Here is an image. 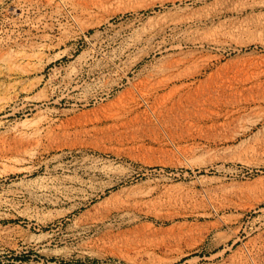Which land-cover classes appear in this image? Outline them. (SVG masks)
Instances as JSON below:
<instances>
[{
  "label": "rangeland",
  "instance_id": "374dc122",
  "mask_svg": "<svg viewBox=\"0 0 264 264\" xmlns=\"http://www.w3.org/2000/svg\"><path fill=\"white\" fill-rule=\"evenodd\" d=\"M4 169L0 264H264V0H0Z\"/></svg>",
  "mask_w": 264,
  "mask_h": 264
},
{
  "label": "bare ground",
  "instance_id": "6f19581e",
  "mask_svg": "<svg viewBox=\"0 0 264 264\" xmlns=\"http://www.w3.org/2000/svg\"><path fill=\"white\" fill-rule=\"evenodd\" d=\"M177 22H179V21L172 22L171 24H177ZM197 44H203V43L199 42ZM204 44H205V42H204ZM221 96H223V95L221 94L217 98H219ZM18 133H19L20 138H18V137L17 138L19 139V144L22 147L24 146V141H27V140H28L29 144L31 145L30 150H32L33 148L38 149L39 147H41L42 142L44 140L41 129H37L33 133H30V132L24 133V132H20V131ZM46 137H48V136H46ZM50 141L52 143H55L58 141V139L50 138ZM15 146L17 147V145H15ZM35 157H36V153L30 152L28 155L21 156V157L16 156L14 159L17 162L28 163V162H31ZM9 159H11V158H9ZM37 169H38V167L35 164H28V165L20 168V170L24 171V173L26 175H33ZM91 170L95 174H97V173L102 174L103 176L110 178V180L103 183L101 186H96L94 183H90V182H87L86 184L83 183L82 185L79 184V185H81V187L79 188L77 186L76 187L74 186L77 184L76 180H74L72 178L69 179L70 180L69 182L71 184H73V186H71V190H69L70 192L68 195H70V193H71V196H72L71 198H76V199L80 200L79 202L71 205V207H70L71 210H78V209H80L81 206H83V205L85 206V205L93 202L95 199H97V198L101 197L103 194H105V192L108 189H111V190L114 189L115 186H117L122 180V177H119V178L116 177V173H118V169L116 167H114L113 165H99V164L95 165V164H93L91 167ZM7 172H9V170L4 169L3 171L0 172V174L1 173L5 174ZM118 176H120V175H118ZM51 188H53L56 191L63 192V190L56 185H52V187H49L46 185H41L39 187V191L44 192V191H47ZM20 193H22V191L17 193V195ZM120 193L121 192L114 193L112 197H115ZM143 195H146V194H143ZM65 197L68 198L67 194L65 195ZM11 201H12L11 199H8L5 196H3V194L2 195L0 194V205H9V204H11ZM105 204H106L105 206L99 208V210L97 212L98 217H96V218H106L110 214H113V213H117V214L122 213L123 214L125 212H128L129 210L137 208L139 201L137 199L128 198L125 200H121L119 202H110V199H108V201H106ZM6 219H7L6 217L0 218V238L1 239L6 238V233L8 232L7 231L8 227H5V225L2 223L3 222L2 220H6ZM34 240H36V239L32 238V239H28L27 241L30 243L36 244L37 242H35Z\"/></svg>",
  "mask_w": 264,
  "mask_h": 264
}]
</instances>
